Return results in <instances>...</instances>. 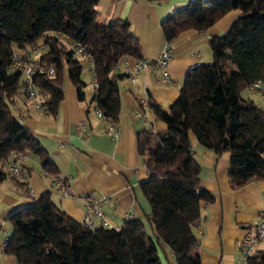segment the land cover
Returning a JSON list of instances; mask_svg holds the SVG:
<instances>
[{
  "label": "trees",
  "instance_id": "trees-1",
  "mask_svg": "<svg viewBox=\"0 0 264 264\" xmlns=\"http://www.w3.org/2000/svg\"><path fill=\"white\" fill-rule=\"evenodd\" d=\"M97 2L0 0V157L30 147L41 154L49 171L57 169L35 131L13 108L15 96L22 88L25 92L24 69L12 63L15 50L27 61L38 62L33 65L34 83L43 94V104L56 111L67 75L84 98L86 60L75 52L70 39L82 42L94 59L96 107L108 119L118 118L120 83L129 76L118 65L124 57L142 56L141 41L127 18L101 21ZM233 8H241L240 15L226 31L210 38L213 60L187 70L180 93L168 108L150 101L167 127L146 128L138 134L149 171L141 187L150 200L146 220L152 231L143 216L126 218L120 228L103 223L88 226L45 190L8 215L13 230L5 250L23 264H162L160 243L164 241L178 264H202L195 227L202 202L213 200L214 194L201 184L191 134L217 153H230L234 186L264 178V107L241 92L252 81L264 82V0H190L162 20L166 37L172 40L190 27L209 28ZM40 38L43 50L31 58L28 52ZM50 66L55 68L53 73ZM7 173L0 169V178ZM16 181L27 194L25 182ZM247 260L264 264V249L255 250Z\"/></svg>",
  "mask_w": 264,
  "mask_h": 264
},
{
  "label": "crops",
  "instance_id": "crops-1",
  "mask_svg": "<svg viewBox=\"0 0 264 264\" xmlns=\"http://www.w3.org/2000/svg\"><path fill=\"white\" fill-rule=\"evenodd\" d=\"M189 1L98 0L96 8L101 21L120 17L130 21L131 31L141 41V57L155 58L168 42L173 49L167 78L160 65L150 63L140 70L135 83L129 76L121 80V109L117 121L122 133L118 137L110 135L109 119L97 114L96 101L93 100L95 72L87 61L94 87L88 89L86 83L84 98L79 97L69 75L65 79L64 97L56 111L35 106L23 88L16 95L15 112L35 131L42 146L56 162L57 169L46 172L48 169L43 165L41 154L31 149L21 163L24 175L19 178L28 187L26 194L0 158V169L8 172L0 178L2 238H7L13 230V224H8L11 211L32 202L45 190H50L52 199L60 207L82 221L86 215L83 196L87 193L106 197L101 208L116 225L121 226L131 216H143L146 220L151 204L141 182L148 177L149 171L146 156L139 149L138 134L146 128L158 131L167 127L150 101L168 108L178 97L187 70L200 61L213 58L211 36L226 31L242 11L241 8L230 9L209 28L190 27L168 40L162 26L164 16ZM42 41L40 38L36 50L42 48ZM36 50L30 48L28 54L31 58L39 56ZM126 58L129 57L120 60L119 70L125 69ZM241 92L264 107V96L260 91L246 85V91L242 88ZM145 96L149 98V104L141 102ZM138 109L146 112L145 119L136 114ZM82 120L87 124L85 132L79 127ZM190 140L200 162L201 184L214 194L213 200L202 202L201 216L195 227L200 236L198 251L202 264H248V260L241 257V239L264 210V178H252L234 186L230 179V153H217L204 146L194 133ZM53 173L70 178L73 194L62 192L53 181ZM91 217L95 225L101 224L99 216L91 214ZM146 223L152 231L147 220ZM259 249H264V238L255 246V250ZM160 255L162 264H178L167 242L160 243ZM0 264L23 263L14 253L4 250L0 252Z\"/></svg>",
  "mask_w": 264,
  "mask_h": 264
},
{
  "label": "built area",
  "instance_id": "built-area-1",
  "mask_svg": "<svg viewBox=\"0 0 264 264\" xmlns=\"http://www.w3.org/2000/svg\"><path fill=\"white\" fill-rule=\"evenodd\" d=\"M70 42L75 52L78 55H80L82 58H84L86 61H88L95 72L93 56L87 50L86 46L82 42L75 39H70ZM37 45L38 44L33 45V50H36ZM196 54L199 55V52H197ZM172 57H173V49L168 42V44L158 53V55L155 58H146V57L126 58L125 70L129 73V77L132 80V82L135 83L137 76L142 68H145L150 63H157L162 67L163 75L165 78H167L169 76V69L167 66ZM12 58H13L12 61L13 65L23 67L24 69V88L27 96L33 100L35 106H37L38 108L43 107L46 110H49L48 107L43 104L42 92L36 87L34 83L33 65H37L38 62L27 61L19 50L14 51ZM54 70H55L54 66H50L49 72L53 73ZM94 83H95V87L97 88L98 80L96 75L94 77ZM248 87L252 90L260 91L264 96V82H262L261 80L258 79L250 82L248 84ZM15 100H16V96H15ZM141 102L143 104H149V98L146 96L142 97ZM96 111L98 115L105 117V114L103 113L100 107H96ZM136 114L143 119L146 118V112L143 109H138L136 111ZM79 127L82 129V131L85 132L87 128V124L85 120L80 121ZM108 131L113 138L118 137L122 133V127L117 121V119H109ZM30 150H31L30 147H26L21 150L12 149L10 154H8L6 157L4 158L0 157L6 163L9 173L12 176L16 177L17 179L22 178L24 175L21 163L27 158ZM46 172H49V170H46ZM52 177L54 183L57 186H59L62 192L66 194H73V191L69 184L70 178L67 177L65 179L56 173H53ZM29 191L33 192V189L29 188ZM83 198L86 207V215L83 219L84 224L92 227L95 226V222L92 219L91 214H96L97 216H99V218L101 219V223H103L104 225L115 226L117 228L121 227L119 225L114 224L105 216L101 208V205L106 197H99L91 193H87L83 196ZM5 230L7 232V229ZM7 238L4 239L0 236V252H3L5 250L4 247ZM262 238H264V210L260 212L258 219L253 223L252 226H250L246 230L245 234L241 239V243H242L241 257L243 259H248L249 256H251L255 252V246Z\"/></svg>",
  "mask_w": 264,
  "mask_h": 264
},
{
  "label": "rangeland",
  "instance_id": "rangeland-1",
  "mask_svg": "<svg viewBox=\"0 0 264 264\" xmlns=\"http://www.w3.org/2000/svg\"><path fill=\"white\" fill-rule=\"evenodd\" d=\"M42 48L40 47L38 50L35 51V53H38L37 55H40V53L42 52ZM213 58L211 60H205V61H212ZM88 62V61H87ZM84 71H83V75L86 77V81H87V86H88V89H91L94 87V83H93V76H92V72L90 71L89 69V66L88 64L86 63L85 61V65H84ZM244 89V91H246V86H243L242 87ZM13 108L16 109L15 105H13ZM8 224H12V221H9Z\"/></svg>",
  "mask_w": 264,
  "mask_h": 264
}]
</instances>
